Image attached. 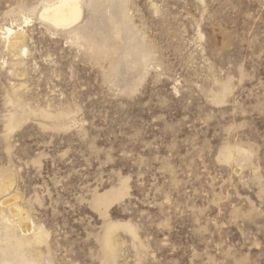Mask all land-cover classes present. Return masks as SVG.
I'll use <instances>...</instances> for the list:
<instances>
[{"label":"rangeland","instance_id":"obj_1","mask_svg":"<svg viewBox=\"0 0 264 264\" xmlns=\"http://www.w3.org/2000/svg\"><path fill=\"white\" fill-rule=\"evenodd\" d=\"M58 2L0 0V264H264V0Z\"/></svg>","mask_w":264,"mask_h":264},{"label":"bare ground","instance_id":"obj_2","mask_svg":"<svg viewBox=\"0 0 264 264\" xmlns=\"http://www.w3.org/2000/svg\"><path fill=\"white\" fill-rule=\"evenodd\" d=\"M46 11L47 13L46 15L44 14V17L56 26L62 28L76 23L81 15L78 0H59L58 4L50 7ZM7 32L10 34L13 33L11 29H8Z\"/></svg>","mask_w":264,"mask_h":264},{"label":"water","instance_id":"obj_3","mask_svg":"<svg viewBox=\"0 0 264 264\" xmlns=\"http://www.w3.org/2000/svg\"><path fill=\"white\" fill-rule=\"evenodd\" d=\"M120 13H118V14L116 13L114 15L116 24L119 25V26H121V28H120L121 34L123 36H126V42L131 45V43L133 41V37L131 35V31L127 27V25L125 24V22L123 21L122 14H120ZM125 51H126V54L131 55L132 57H137L138 60H140V61L146 59V57H147L146 51L143 50V49H140V48H132V47H129Z\"/></svg>","mask_w":264,"mask_h":264}]
</instances>
